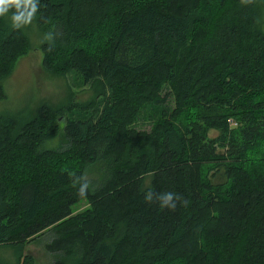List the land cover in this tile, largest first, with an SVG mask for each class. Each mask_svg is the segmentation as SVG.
I'll return each instance as SVG.
<instances>
[{"label": "trees", "instance_id": "1", "mask_svg": "<svg viewBox=\"0 0 264 264\" xmlns=\"http://www.w3.org/2000/svg\"><path fill=\"white\" fill-rule=\"evenodd\" d=\"M32 5L43 69L93 93L0 114V246L14 264H33L20 248L47 229L53 264H264V0ZM13 11L0 80L30 48Z\"/></svg>", "mask_w": 264, "mask_h": 264}, {"label": "rangeland", "instance_id": "2", "mask_svg": "<svg viewBox=\"0 0 264 264\" xmlns=\"http://www.w3.org/2000/svg\"><path fill=\"white\" fill-rule=\"evenodd\" d=\"M30 40V48L15 60L14 67L8 76L0 80V114L16 113V120L27 119L41 104L59 106L68 102L70 95L74 103L81 104L91 99L93 93L89 84H83L80 78H74L70 74L57 76L49 73L41 66V53L38 44L41 40L33 22L24 26ZM166 88L163 93H166ZM171 106L172 101L167 96L165 101ZM94 103L92 104V106ZM72 113L63 112L64 115L75 116ZM11 115V114H10ZM137 129L148 130L150 121L140 120L134 125ZM216 131H210L208 136L213 137ZM218 181V179L214 180ZM87 208L85 200H80L71 207V214L78 213ZM54 239L52 229H47L34 236L20 248L21 256H30L33 264H53L59 255L49 251V246ZM15 250L11 246H0V264H14Z\"/></svg>", "mask_w": 264, "mask_h": 264}, {"label": "clouds", "instance_id": "3", "mask_svg": "<svg viewBox=\"0 0 264 264\" xmlns=\"http://www.w3.org/2000/svg\"><path fill=\"white\" fill-rule=\"evenodd\" d=\"M242 2L250 3L251 0H242ZM24 4V10H21V4ZM32 0H0V16L6 15L10 9H14L10 16L11 27L13 29H21L24 26L29 25L35 17L37 12L36 6L32 5ZM88 184L81 185L78 189V195H85ZM173 193L163 194L164 200L161 202V207H168L170 209L175 208V203L172 201ZM146 200L151 201L153 195L148 193L145 196Z\"/></svg>", "mask_w": 264, "mask_h": 264}]
</instances>
